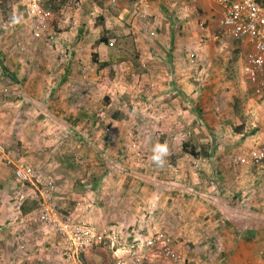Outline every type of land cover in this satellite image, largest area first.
<instances>
[{"label": "rangeland", "instance_id": "374dc122", "mask_svg": "<svg viewBox=\"0 0 264 264\" xmlns=\"http://www.w3.org/2000/svg\"><path fill=\"white\" fill-rule=\"evenodd\" d=\"M48 1L0 0V264H216V233L264 216V160L241 161L264 143V91L247 84L257 111L246 98L238 114L202 112L193 89L166 113L150 69H167L178 38L191 42L172 32L175 12L154 9L163 26L152 34L144 8ZM156 143L168 149L163 167L150 159ZM26 166L29 179L17 174Z\"/></svg>", "mask_w": 264, "mask_h": 264}, {"label": "crops", "instance_id": "0c3cea01", "mask_svg": "<svg viewBox=\"0 0 264 264\" xmlns=\"http://www.w3.org/2000/svg\"><path fill=\"white\" fill-rule=\"evenodd\" d=\"M104 1L107 4L122 6L125 12L128 11V8H133L134 13H137V9L142 10L144 8V14L137 15V17L148 20V25H144L143 28V31L146 33L150 32L153 34L155 30L163 26V16L154 11L157 7L167 14L175 12L174 14L177 15L178 20L176 23H174V19L171 21L172 25L170 28H172V32L178 33V35H186V39L191 42L181 41L178 38L176 43L168 49V54H166L170 56L168 58L169 63L166 61L168 63L167 69L161 67L160 63H157L155 66H153V63L150 69L152 76L150 81L153 83L154 96L156 97L164 93L165 96L170 98L168 107L165 105L166 113L172 112L171 110H167L169 107L174 106L177 108L181 106L176 105L179 98L184 106H188V103L185 102V98H188V95H186L188 93L186 92L193 89L194 92L196 90L194 101L196 106H201L200 109H204L205 106L208 109L216 108V112L212 111L213 114L219 113L222 107L227 112H231L233 109V113L238 114L246 104V98H248L252 107L257 111L255 100H251L248 96L247 84H250L249 88L254 93L264 91V87L257 91L256 84L258 79H252L245 70V55L250 44L248 42L241 43L233 39L223 30L220 24L221 10L215 1L122 0L116 3ZM89 6L91 8V5ZM95 6L96 4L94 3L93 7L95 8ZM101 13L105 14L106 9H101ZM177 27L178 30L174 31V28ZM199 34L203 37L208 36L213 41L209 42V44L195 42ZM21 46L23 48L26 47V43H21ZM142 49H145L144 45ZM149 49L152 51L151 48ZM4 50L6 51L5 56L8 59L10 58L9 60L13 64L18 55L14 51L16 50L17 52V48L14 45L12 46V44L8 45L6 43ZM23 51L21 52L22 54ZM156 55L164 56L161 55L160 50L156 51ZM5 69L6 73L8 72L7 75L14 77L12 72L9 73L8 66ZM234 80L239 81V89L237 87L238 84L233 82ZM207 82L214 83L212 88L213 93H216L214 96L205 95L206 89L210 88V84H207ZM221 83H227V85L222 87ZM210 97L212 98L210 99ZM237 100H240L239 110L235 108L238 103ZM222 110L224 111V109ZM176 111L182 118H187V110L180 107V110ZM252 112L254 111H245V114L249 116ZM257 118L261 125L262 123L264 124V112L258 111ZM258 120L256 119V122ZM180 123L182 122H178L177 124ZM248 215H251V213ZM262 217L259 219L248 217L242 220L238 219L235 227L228 228L229 230L226 234H220L224 229L216 233L219 242V247L217 248L219 259L216 257V264H264V216ZM230 222L232 223L233 221ZM240 226H242L241 229ZM185 252L188 255V249ZM209 262H197V264H213L211 260Z\"/></svg>", "mask_w": 264, "mask_h": 264}, {"label": "built area", "instance_id": "2783aa9c", "mask_svg": "<svg viewBox=\"0 0 264 264\" xmlns=\"http://www.w3.org/2000/svg\"><path fill=\"white\" fill-rule=\"evenodd\" d=\"M116 3L122 0H107ZM131 1V0H128ZM221 10L220 24L223 30L233 39L241 43L248 42L250 47L245 55V70L252 79L257 80V91L264 87V0H213ZM37 5V4H36ZM34 5L32 12L40 10L42 19L49 12L42 11L39 6ZM264 160V143L252 147L248 157H242L241 161L258 164ZM17 174L29 179L31 171L29 167H22L17 170ZM52 190H49L47 197L51 199ZM65 236H70L67 229H60ZM168 253L173 255L169 249ZM123 264V263H118Z\"/></svg>", "mask_w": 264, "mask_h": 264}, {"label": "clouds", "instance_id": "9594fccd", "mask_svg": "<svg viewBox=\"0 0 264 264\" xmlns=\"http://www.w3.org/2000/svg\"><path fill=\"white\" fill-rule=\"evenodd\" d=\"M167 152L168 149L166 144L156 143L152 148V155L150 157L152 163L157 167H163Z\"/></svg>", "mask_w": 264, "mask_h": 264}, {"label": "trees", "instance_id": "16d2710c", "mask_svg": "<svg viewBox=\"0 0 264 264\" xmlns=\"http://www.w3.org/2000/svg\"><path fill=\"white\" fill-rule=\"evenodd\" d=\"M53 1H54V0L48 1L50 4H52V7H48L49 9H50V8H52V9H54V8H58V5L54 4ZM45 6H48V5H45ZM98 42H102V43H106V44H108V39H107L106 37H103V38H101ZM114 114H116V113H114ZM116 115H117V114H116ZM185 150H186V149H185ZM186 151H188L190 154H192V155H194V156H197V155H198V152L195 151V149H190V150H186Z\"/></svg>", "mask_w": 264, "mask_h": 264}]
</instances>
